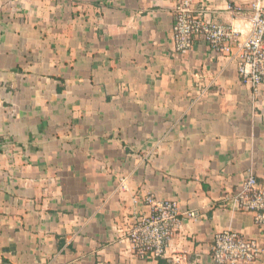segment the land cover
<instances>
[{
    "label": "crops",
    "instance_id": "0c3cea01",
    "mask_svg": "<svg viewBox=\"0 0 264 264\" xmlns=\"http://www.w3.org/2000/svg\"><path fill=\"white\" fill-rule=\"evenodd\" d=\"M176 1L0 0V264H214L222 231L264 249L232 204L264 183V85L204 43L177 54ZM253 1L199 0L243 33ZM150 196L182 222L144 261L123 236Z\"/></svg>",
    "mask_w": 264,
    "mask_h": 264
},
{
    "label": "built area",
    "instance_id": "2783aa9c",
    "mask_svg": "<svg viewBox=\"0 0 264 264\" xmlns=\"http://www.w3.org/2000/svg\"><path fill=\"white\" fill-rule=\"evenodd\" d=\"M264 0H254L247 15V32L232 25L219 24L209 18V9L199 0H177L173 29L176 53L187 55L196 43L206 44L213 52L226 55L238 64L243 81L258 95L264 85ZM120 188L125 191L126 180ZM145 203L147 214L139 217L123 236L128 251L149 261L162 259L180 227L179 206L175 201L158 200L150 196ZM233 207L255 215L257 228L264 233V183L250 173L238 187L232 199ZM186 218L197 219L195 213ZM264 254L256 239L237 231L216 233L211 248L214 264H255Z\"/></svg>",
    "mask_w": 264,
    "mask_h": 264
},
{
    "label": "trees",
    "instance_id": "16d2710c",
    "mask_svg": "<svg viewBox=\"0 0 264 264\" xmlns=\"http://www.w3.org/2000/svg\"><path fill=\"white\" fill-rule=\"evenodd\" d=\"M159 260H161V259H159Z\"/></svg>",
    "mask_w": 264,
    "mask_h": 264
}]
</instances>
